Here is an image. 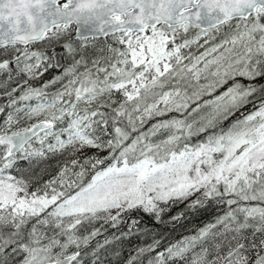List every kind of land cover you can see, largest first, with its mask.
Instances as JSON below:
<instances>
[{"label": "snow or ice", "instance_id": "1", "mask_svg": "<svg viewBox=\"0 0 264 264\" xmlns=\"http://www.w3.org/2000/svg\"><path fill=\"white\" fill-rule=\"evenodd\" d=\"M0 77V264H264V0H0Z\"/></svg>", "mask_w": 264, "mask_h": 264}, {"label": "trees", "instance_id": "2", "mask_svg": "<svg viewBox=\"0 0 264 264\" xmlns=\"http://www.w3.org/2000/svg\"><path fill=\"white\" fill-rule=\"evenodd\" d=\"M47 77H45L46 79ZM2 79V77H0ZM38 83V82H37ZM14 86V85H13ZM7 103V97L3 96L0 93V105ZM155 121H149V125ZM146 125L145 127H147ZM165 208V211L161 213L159 221L152 215L144 213L142 210L133 211L130 214V219H135L140 222L141 228L147 227L153 233H159L165 237L164 243H168L169 241H175L181 239L183 236L191 235L196 228L203 226L204 223L208 222L213 214L214 209L204 211L201 210L198 213L186 212L185 204L177 203V204H169L167 206L161 205ZM184 213V215L179 220H173L172 217L177 216L180 213ZM126 220L129 217L125 218ZM130 222V220H129ZM107 227V226H106ZM124 230H127V225H121ZM117 234L116 229L108 228L105 235ZM145 237L140 235L139 238L137 235H131L127 239L124 240V255H128V251L135 246L142 245L145 241Z\"/></svg>", "mask_w": 264, "mask_h": 264}]
</instances>
